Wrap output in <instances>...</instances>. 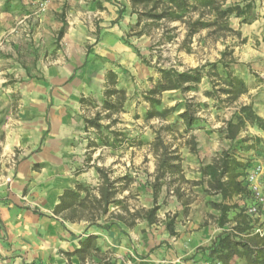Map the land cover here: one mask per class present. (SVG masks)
Segmentation results:
<instances>
[{"label": "crops", "instance_id": "crops-1", "mask_svg": "<svg viewBox=\"0 0 264 264\" xmlns=\"http://www.w3.org/2000/svg\"><path fill=\"white\" fill-rule=\"evenodd\" d=\"M97 1L110 12L107 17L110 19L124 8L119 0ZM64 4L65 0H50L48 11ZM253 5L252 29L245 35L255 48L237 71L248 87L244 100L253 104L257 114L264 118V0H254ZM95 54L90 53L94 59L88 58L90 68L102 64L101 57ZM58 62L62 63V57L47 65L42 60L38 62L40 75H35L37 72L33 73L29 67L19 70L21 87L16 92L19 91L21 103L14 110V105L6 100L9 93L4 91H8L0 89V95L6 98L0 103V264H82L77 255L69 261L64 252L75 251L89 234L97 235L101 252L109 251L111 255L110 262L98 259V264H200L206 256L199 248L209 246L231 228L219 225L217 218L221 211L209 203L234 204L235 201L230 202V197L224 198L221 193H201L188 204L186 212L182 201L168 194L165 184L158 199L163 201L167 196L169 199L165 204H157L163 207L164 213L172 212V217L176 214L173 224L176 234H171L167 227L172 217L153 224L139 220L130 227L115 218L106 222L105 216L100 223L110 227L103 228L89 226L87 221L71 222L53 214L59 197L66 189L82 183L79 175L86 170L81 166H84L89 141L87 136L83 137L87 134V117L81 99L100 96L107 87V75L103 71L92 72L86 67L73 73L66 64L62 66ZM4 71L0 68V73ZM218 128L209 122L183 133L186 138L195 136L197 151L194 153L186 143H172L183 158L185 177L204 179L201 189L207 188L202 168L223 150L235 146ZM250 130L251 133L244 130L239 138L259 137L264 143V130L257 126H250ZM252 152L258 151L250 149L240 154L251 157ZM143 187L147 195L142 207L150 208L153 189ZM238 197L241 200L236 202L244 203L243 196L234 198ZM115 208L112 206L111 210ZM231 264L249 263L245 258L236 257Z\"/></svg>", "mask_w": 264, "mask_h": 264}, {"label": "rangeland", "instance_id": "rangeland-1", "mask_svg": "<svg viewBox=\"0 0 264 264\" xmlns=\"http://www.w3.org/2000/svg\"><path fill=\"white\" fill-rule=\"evenodd\" d=\"M124 1H118L124 5L120 14L110 19L107 18L110 12L97 0H65L63 7L53 11H48L50 0H0V68L2 71L5 70L0 73V89L9 93L7 99L0 95V103L6 99L14 105L13 110L19 106L21 96L19 91L16 92V89L21 87L19 70L29 67L33 73L37 72L35 75H40L36 66L41 60L47 65L53 59L62 57V63L58 62V65L66 64L73 73L86 67L92 72L103 71L106 75L110 70L115 71L118 76L117 86L124 89L127 95L120 112L103 110L106 88L100 96L86 97L81 103L87 118H93L98 112L101 113L100 122L103 127H90L83 136L88 137L89 144L95 142L97 145L88 147L84 166H81L86 170L79 177L82 178V183L97 187L99 174L95 165L110 167L113 177L128 175L132 179L128 191L123 192L119 198L132 206H142L146 204L147 195L143 186L148 189L154 180L156 158L152 143L157 134L160 133L172 149H175L172 143L180 145L186 143L190 147L188 140L191 135L188 138L184 136V120L180 117V113L187 105L194 112L196 126L207 125L210 122L218 128L219 125L225 126L233 116H239L241 105L251 104L244 100L245 94L233 102L228 95L220 93L219 89L224 87L225 83L219 76H205L191 90L151 93L161 79L160 69L175 68L185 71L207 62H217L226 52L225 59L230 61V67L238 73V68L255 47L247 42L248 36L245 35L252 29L251 17L249 20L235 15L230 17L229 26L240 32V35L213 27L187 36L183 22L179 20L153 22L146 16L139 20V14L134 12L137 10L132 2L126 0L127 7ZM243 1L225 0L224 6ZM136 9L144 11L145 7L138 4ZM193 14L196 17L198 12ZM90 53L100 56L102 64L90 68L88 58L94 59ZM208 70L210 66H207L206 71ZM148 97H155L159 102L154 103ZM174 106L176 108L172 110ZM250 126L256 125L247 123L246 130L249 133ZM221 127L218 129L222 133ZM112 143L117 147L111 146ZM251 143L253 141L245 146L248 147ZM233 145L236 146V142ZM235 151L234 155L237 154L242 159L244 157L245 160L253 158L264 161V143L257 145L258 152H252L251 157L240 154L248 151L245 147H242L241 151L235 148ZM89 156L92 158L86 163ZM189 180L190 183H184L182 186L186 197L193 202L201 193H207L208 185L207 188L201 189V185L204 187V180L198 185L192 183L196 180ZM163 181L164 186L165 181L170 180L168 178ZM166 186L169 195L177 196L173 192L177 183H173L171 189L167 184ZM235 196L229 199L238 205V208L229 212L232 221L245 205V202L238 204L236 200L241 199L239 197L235 199ZM167 199L168 196L163 201L157 198V203L165 204ZM152 203L153 206L154 195ZM159 206V220L172 217V212L164 213L163 207ZM212 218L208 217L213 220ZM258 223H261L260 219L256 220V224ZM231 224L232 222H229L225 227L230 228L233 226ZM109 253L100 251L87 261L90 264H98V259L100 262H110Z\"/></svg>", "mask_w": 264, "mask_h": 264}, {"label": "trees", "instance_id": "trees-1", "mask_svg": "<svg viewBox=\"0 0 264 264\" xmlns=\"http://www.w3.org/2000/svg\"><path fill=\"white\" fill-rule=\"evenodd\" d=\"M135 7L134 12L139 14V20L143 16L148 17L153 22L159 21H174L179 20L183 22L187 29V36H191L202 29L217 27L221 31H233L240 35V32L235 31L229 26V19L232 15L249 20L250 14L253 10L254 0H244L234 4L224 6L225 0H130ZM138 4H143L144 11L137 8ZM198 12L195 17L193 12ZM63 34V30L60 31ZM226 52L223 53L222 59L217 62H207L202 66H197L185 71H179L175 68L160 69L162 76L154 92H163L167 90H182L187 91L194 89L197 84L205 76H219L225 83L224 87H220V93L228 95L229 99L233 102L248 92L247 84L243 77L230 67V61L225 59ZM221 64V67H219ZM207 66L210 70L206 71ZM118 76L113 70L107 73V87L105 91V101L103 110L107 112H120L123 103L127 99L126 91L118 88ZM211 94V93H209ZM150 101L159 102L155 97H148ZM85 98L81 99L84 102ZM176 106L172 108L174 110ZM243 114V115H242ZM183 118L184 129L188 132L196 126V117L190 106H186L184 111L180 113ZM101 113L98 112L93 118H86L85 129L90 127L101 128L103 124L100 122ZM250 122L260 129L264 130V118L259 116L254 110L252 104L241 105L240 115L233 116L222 127L221 131L224 132L225 137L236 142V146L223 150L219 153L205 168L203 174L207 177L208 194L221 193L224 198L232 197L233 195L248 196V190L243 186L240 177L243 175L241 170L249 167L253 158L245 160L234 155L235 148L237 150L245 147L248 150H256L257 145L262 143L259 137H241L240 134L246 130L247 123ZM110 127V126H108ZM250 146L246 147V142H250ZM191 151H197V142L195 136L191 135L188 140ZM97 143H90L89 146H96ZM113 147H117L114 143ZM153 152L156 158V170L154 173V180L151 181L155 204L150 207H132L125 200L120 199L119 195L128 189L131 178L128 175L122 177H113L110 167L95 165L99 174V184L97 187H91L84 183H78L75 188L66 189L59 197V202L56 204L53 214L58 218L68 220L71 222L87 221L89 226L97 225L103 228H109L110 224L102 225L101 220L105 219L106 222L111 218L123 221L130 227H134L139 220H147L150 224L159 221L158 210L160 206L157 204V198L164 184V179L169 189L173 183H177V187L173 192L177 195L179 200L185 205V211L188 210V204L191 199L186 197L187 194L183 189L184 183H190V180L185 177L182 168V157L177 148L172 149V146L165 142L161 134L158 133L155 141L152 143ZM91 156L87 160H91ZM204 179L200 181H193L194 185L201 184ZM127 198V197H126ZM210 205L221 211L220 216L217 218L221 227L227 223L235 221L234 225L221 233L209 246L200 247L199 250L210 259L219 260L223 264H231L236 257L245 258L249 264H264V234L256 233L251 218L244 212L241 207L240 212L236 218L229 217V212L238 208L236 204H228L224 201L215 202L210 201ZM115 206L114 210L111 207ZM176 214L167 223V227L171 234H176L173 227ZM98 236L89 234L84 240L80 242V247L72 252H64L70 261V258L77 255L82 264L87 260L100 253V248L97 243Z\"/></svg>", "mask_w": 264, "mask_h": 264}, {"label": "built area", "instance_id": "built-area-1", "mask_svg": "<svg viewBox=\"0 0 264 264\" xmlns=\"http://www.w3.org/2000/svg\"><path fill=\"white\" fill-rule=\"evenodd\" d=\"M16 162L13 159V164ZM243 175L240 180L248 190L249 195L244 198V212L251 218L256 233L264 234V161L254 159L252 164L246 169L241 170ZM260 219L261 223L256 224V220ZM201 264H223L219 260L210 259L205 255Z\"/></svg>", "mask_w": 264, "mask_h": 264}]
</instances>
